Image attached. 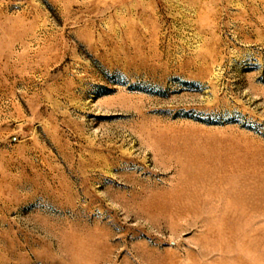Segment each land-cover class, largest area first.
Instances as JSON below:
<instances>
[{
    "label": "rangeland",
    "instance_id": "obj_1",
    "mask_svg": "<svg viewBox=\"0 0 264 264\" xmlns=\"http://www.w3.org/2000/svg\"><path fill=\"white\" fill-rule=\"evenodd\" d=\"M0 264H264V0H0Z\"/></svg>",
    "mask_w": 264,
    "mask_h": 264
}]
</instances>
